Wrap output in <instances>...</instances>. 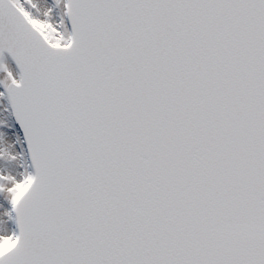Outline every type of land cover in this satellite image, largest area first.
Returning <instances> with one entry per match:
<instances>
[{
    "label": "snow or ice",
    "instance_id": "1",
    "mask_svg": "<svg viewBox=\"0 0 264 264\" xmlns=\"http://www.w3.org/2000/svg\"><path fill=\"white\" fill-rule=\"evenodd\" d=\"M0 264H264V0H0Z\"/></svg>",
    "mask_w": 264,
    "mask_h": 264
}]
</instances>
